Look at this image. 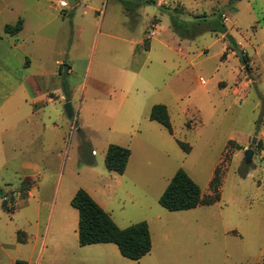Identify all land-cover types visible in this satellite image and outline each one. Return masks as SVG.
<instances>
[{
	"label": "rangeland",
	"instance_id": "1",
	"mask_svg": "<svg viewBox=\"0 0 264 264\" xmlns=\"http://www.w3.org/2000/svg\"><path fill=\"white\" fill-rule=\"evenodd\" d=\"M60 1L0 0V264H260L264 0H81L66 18ZM18 18L24 35L6 36ZM222 21L235 45L212 31ZM159 104L173 134L150 119ZM111 145L131 152L123 175L107 169ZM217 168L219 202L160 205L179 170L212 195ZM80 189L121 229L147 222L151 252L133 261L114 244L81 246ZM11 194L13 211L2 207Z\"/></svg>",
	"mask_w": 264,
	"mask_h": 264
},
{
	"label": "trees",
	"instance_id": "2",
	"mask_svg": "<svg viewBox=\"0 0 264 264\" xmlns=\"http://www.w3.org/2000/svg\"><path fill=\"white\" fill-rule=\"evenodd\" d=\"M153 3V2H152ZM223 19V14L221 15ZM23 20L19 19L15 24H7L4 33L7 35H17L23 29ZM215 33L227 35L228 41L235 45V41L228 35V29L222 21L217 26L211 28ZM246 62L249 63L247 57ZM249 67V64H247ZM250 69V68H249ZM150 119L165 127L170 134H173L170 113L168 107L162 104L153 107ZM181 147L190 151L188 144L179 142ZM131 152L128 148L118 145H111L106 154V166L110 172L123 175L126 171ZM222 176L217 168L211 181L212 195L203 196L200 187L184 171L179 170L173 177L169 186L159 199L160 205L168 211H186L199 206H211L221 199ZM28 187L22 188V197H27ZM6 194L0 188V198H5ZM15 202L14 194L4 199L2 207L5 210L13 211L9 203ZM71 205L79 212V243L81 246L95 244H114L118 247L121 255L129 260L139 261L147 256L152 249V238L147 222L134 224L126 229L119 228L111 215L106 212L84 189H80L71 201ZM23 235V236H22ZM22 236V238H21ZM19 243L26 244L28 241L25 232H18ZM18 264H27L19 261ZM264 264V260L260 263Z\"/></svg>",
	"mask_w": 264,
	"mask_h": 264
},
{
	"label": "crops",
	"instance_id": "3",
	"mask_svg": "<svg viewBox=\"0 0 264 264\" xmlns=\"http://www.w3.org/2000/svg\"><path fill=\"white\" fill-rule=\"evenodd\" d=\"M61 1H63V0H61ZM61 3H65V5L62 4V7L59 6L61 8V16L63 18H66L68 16L75 17V15H76L75 9L81 4V0H74L73 1V5H71V8H69V2L67 0L64 1V2H61ZM66 13H67V16L65 15ZM19 19H22L23 20V23H24L22 31L19 34L14 35V36L7 35V34L4 33L6 36L12 37V38H15V39H19V37H21L22 35H24L25 31L29 27L28 26L29 24L23 18H18L14 23H9V24H15ZM6 25H4V28H5ZM4 28H3V30H4ZM15 48H16V46H15ZM57 64H59V66H62V63H57ZM68 70L70 72L71 71V68L69 67ZM16 90H18V91L19 90L20 91L21 90H24V92L20 93V95H22V96L23 95L24 96L25 95L31 96L30 89L26 87V83H19L18 86L16 87ZM14 93H12V94L10 93L11 94L10 96H13ZM9 99H10V97H6L5 101H3V103L0 105V110L8 103ZM43 99H44L43 98V95L38 94L35 91L33 92V101L35 102L34 104L41 103L43 101ZM27 195H29V191H27ZM17 235H18V233H17Z\"/></svg>",
	"mask_w": 264,
	"mask_h": 264
},
{
	"label": "water",
	"instance_id": "4",
	"mask_svg": "<svg viewBox=\"0 0 264 264\" xmlns=\"http://www.w3.org/2000/svg\"><path fill=\"white\" fill-rule=\"evenodd\" d=\"M73 1L74 0H68V2H69L70 5H73ZM237 56L241 59L242 63L245 65L246 62H245V58H244V55H243L242 51H238L237 52ZM67 69H68V67L65 66L64 73L67 72ZM66 112H67V114H68L69 117H72L73 116V107H72V104L71 103H68L66 105ZM255 142H256V140H255ZM245 159H246L247 164H249V163L252 162V152L251 151H247L246 152Z\"/></svg>",
	"mask_w": 264,
	"mask_h": 264
},
{
	"label": "built area",
	"instance_id": "5",
	"mask_svg": "<svg viewBox=\"0 0 264 264\" xmlns=\"http://www.w3.org/2000/svg\"><path fill=\"white\" fill-rule=\"evenodd\" d=\"M63 5H65V3H62Z\"/></svg>",
	"mask_w": 264,
	"mask_h": 264
}]
</instances>
